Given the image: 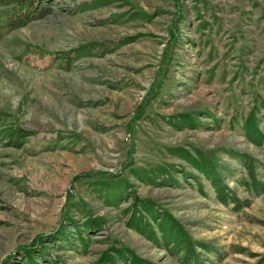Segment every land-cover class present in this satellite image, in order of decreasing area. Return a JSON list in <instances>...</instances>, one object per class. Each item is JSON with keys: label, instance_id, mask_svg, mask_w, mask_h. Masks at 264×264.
Masks as SVG:
<instances>
[{"label": "rangeland", "instance_id": "obj_1", "mask_svg": "<svg viewBox=\"0 0 264 264\" xmlns=\"http://www.w3.org/2000/svg\"><path fill=\"white\" fill-rule=\"evenodd\" d=\"M29 9L0 31V264L256 262L264 0Z\"/></svg>", "mask_w": 264, "mask_h": 264}, {"label": "trees", "instance_id": "obj_2", "mask_svg": "<svg viewBox=\"0 0 264 264\" xmlns=\"http://www.w3.org/2000/svg\"><path fill=\"white\" fill-rule=\"evenodd\" d=\"M31 1L32 0L21 1L20 2L21 6L18 8V10H12L13 12L12 13L10 12L5 20L3 19L2 21H0V31L2 35H4V33L9 29H13V28L16 29V28L25 26L26 24L29 23L30 18L32 17V12H33L31 11V9H29L31 6ZM6 2H8V0H0V6H2V4ZM42 11H43L42 9H39V12H42ZM256 131L258 133L257 128H256ZM17 134L20 136L19 132ZM213 179H215V177ZM263 190H264V186L260 183L257 184V187L255 186V183L251 186V193H254V194H259L263 192ZM226 202H227V197L223 199L222 203H226ZM232 202H235V200H232L231 203ZM140 229H142V227ZM164 233H167L169 236L176 237V234L173 230H166L164 231ZM198 244L200 245V243H194V241L192 242L189 241V243L174 245L176 247L178 246L184 247V255L182 257V264H202L199 261V258L197 256L198 254L197 250H200L201 248L205 249V245L201 244L199 246ZM209 252L211 251L210 250L207 251V253ZM129 256L131 258L129 261L130 264H147L146 261H143L137 258L136 256H133L131 254H129ZM253 264H264V254H262V256Z\"/></svg>", "mask_w": 264, "mask_h": 264}]
</instances>
